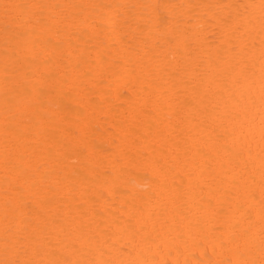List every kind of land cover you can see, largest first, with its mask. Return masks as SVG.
I'll use <instances>...</instances> for the list:
<instances>
[{
    "label": "bare ground",
    "instance_id": "obj_1",
    "mask_svg": "<svg viewBox=\"0 0 264 264\" xmlns=\"http://www.w3.org/2000/svg\"><path fill=\"white\" fill-rule=\"evenodd\" d=\"M0 264H264V0H0Z\"/></svg>",
    "mask_w": 264,
    "mask_h": 264
}]
</instances>
